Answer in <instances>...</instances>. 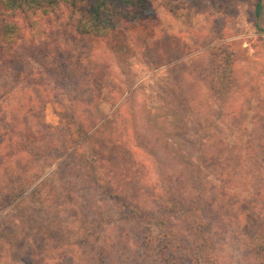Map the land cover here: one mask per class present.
Returning <instances> with one entry per match:
<instances>
[{
	"label": "rangeland",
	"instance_id": "374dc122",
	"mask_svg": "<svg viewBox=\"0 0 264 264\" xmlns=\"http://www.w3.org/2000/svg\"><path fill=\"white\" fill-rule=\"evenodd\" d=\"M150 1L107 38L14 17L0 264H264V8Z\"/></svg>",
	"mask_w": 264,
	"mask_h": 264
},
{
	"label": "trees",
	"instance_id": "16d2710c",
	"mask_svg": "<svg viewBox=\"0 0 264 264\" xmlns=\"http://www.w3.org/2000/svg\"><path fill=\"white\" fill-rule=\"evenodd\" d=\"M263 8L264 0H257V18ZM17 15H22L33 28L39 20L49 17L58 25L75 28L76 34L107 38L118 28L126 27L123 21L137 25L152 23L155 10L150 0H0V45H13L25 38L22 25L14 19ZM254 241L252 250L264 261V241L260 234Z\"/></svg>",
	"mask_w": 264,
	"mask_h": 264
}]
</instances>
